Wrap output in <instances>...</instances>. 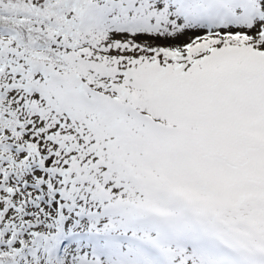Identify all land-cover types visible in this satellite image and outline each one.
<instances>
[{"label": "snow or ice", "instance_id": "snow-or-ice-1", "mask_svg": "<svg viewBox=\"0 0 264 264\" xmlns=\"http://www.w3.org/2000/svg\"><path fill=\"white\" fill-rule=\"evenodd\" d=\"M0 264H264V0H0Z\"/></svg>", "mask_w": 264, "mask_h": 264}]
</instances>
